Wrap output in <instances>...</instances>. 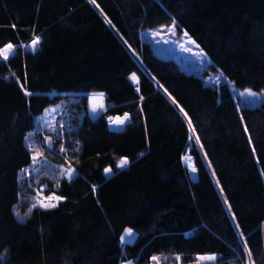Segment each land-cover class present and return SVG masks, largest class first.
Segmentation results:
<instances>
[{
    "label": "trees",
    "instance_id": "obj_1",
    "mask_svg": "<svg viewBox=\"0 0 264 264\" xmlns=\"http://www.w3.org/2000/svg\"><path fill=\"white\" fill-rule=\"evenodd\" d=\"M96 3L0 0V48H16L0 59V264H153V255L196 264L198 254L216 255L212 264H248L245 242L254 264H264V102L239 112L226 84L205 85L139 38L174 19L215 70L238 89L260 92L264 0ZM34 35L37 51L22 48ZM99 92L107 110L92 119L87 95ZM67 93L79 102L53 143L65 154L51 155L52 173L45 167L21 179L31 163L25 137ZM126 112L131 120L113 130L106 119ZM121 158L129 160L123 169ZM62 160L75 169L71 182L56 169ZM39 189L66 199L19 222L13 209L25 215ZM125 228L136 236L121 246Z\"/></svg>",
    "mask_w": 264,
    "mask_h": 264
},
{
    "label": "rangeland",
    "instance_id": "obj_2",
    "mask_svg": "<svg viewBox=\"0 0 264 264\" xmlns=\"http://www.w3.org/2000/svg\"><path fill=\"white\" fill-rule=\"evenodd\" d=\"M171 24L172 21L167 23L166 25L158 26L153 29L141 30L139 33L140 41L148 44L156 57L164 60H172L176 62L179 68L183 72L199 77L204 82L205 85L218 87L220 85L226 84L228 89L230 90L233 101L239 112L242 108H254L264 102V90L260 92L254 91L256 93V96L254 97L240 96V93L243 92L245 89H238L233 82L227 79V77L224 75L223 72L217 69L215 70L212 67L211 59L209 58V56H207L203 52V50L188 35L184 36L185 31H183L182 29L180 30V28L176 26L175 32L173 33ZM120 40L124 44V46L129 48L121 37ZM30 44L31 42L26 45H22V48H25L28 51H32L31 48L28 47ZM181 44H183L184 48H187L188 51L183 50ZM201 52H203L204 55H200ZM131 53L135 54L134 52ZM91 94L87 95L89 114H90V110H89L88 98ZM52 95H58V94L52 93ZM62 97H65V99H67L66 102H62L58 105L47 108L41 114V116L37 118L35 132H32L33 135H28L29 138L25 142L28 151H29L28 146L31 144L34 146L36 150L43 152V155L40 158L39 162H37L35 167L30 168V165L32 164L31 161L30 165L26 169H24V171L21 172L20 174L21 179H27L26 181H28V179H31L32 177L37 176L41 172H43L42 169L45 167L46 170L49 171V173L53 172V167L51 166V164H49L48 161L50 160V158H52L51 155H53V157H56L57 155L61 156L60 149L62 147L60 146L58 150L54 151L53 143L54 141L56 142V140H58L60 135L63 136V131H66L67 121L71 116V114L73 113L71 104L75 105V103L79 102V99L73 94H69V93L63 94ZM53 109H55V111H52ZM105 109L107 110L106 104H105ZM126 124L127 122L123 126H116L113 124L112 129L121 130ZM61 125H63L62 129L60 127ZM37 129L38 131L36 132ZM45 137L51 138L52 140L51 146L47 144ZM188 159H189L188 156H185L183 158V163H185V165L187 164ZM62 162L63 165L60 168L55 167L59 171L61 170V168L63 169L68 168L67 162H65L64 160H62ZM25 172L30 174L25 175ZM59 173L62 175L66 172L62 173L60 171ZM111 175L112 173L110 175H107V177H110ZM20 197L22 198V196ZM133 233H134L133 237L128 238L131 241L130 243L133 242L136 236L135 231H133ZM158 258L160 260V264H163L165 260H167V256H160Z\"/></svg>",
    "mask_w": 264,
    "mask_h": 264
},
{
    "label": "snow or ice",
    "instance_id": "obj_3",
    "mask_svg": "<svg viewBox=\"0 0 264 264\" xmlns=\"http://www.w3.org/2000/svg\"><path fill=\"white\" fill-rule=\"evenodd\" d=\"M88 2L90 4L95 5L97 8H99V5L96 3V0H88ZM109 24H111V21H108ZM176 21L173 19L172 20V24H171V28L173 33L175 32V28H176ZM13 28H15V25H13ZM184 36H187V33H184ZM191 42V41H190ZM41 44V37L34 35L32 40H31V44L28 46L31 48V50L33 52L37 51L38 46ZM181 47L183 50L188 51L187 48H184V45L181 44ZM198 47V46H197ZM16 54V48L12 43H6L2 48H0V59H2L3 61H8L9 58L11 56H14ZM200 55H204L203 52L200 53ZM14 75V74H13ZM129 79L134 82L135 84L139 85V78L136 76L135 73H132L129 77ZM17 83H19V80H17ZM21 90L24 92V95L27 97H30L32 95H34L32 92L26 90L23 85H21ZM140 88L137 87L136 88V92H139ZM240 96H248V97H254L256 96V93L251 90V89H245L243 92L240 93ZM171 98V97H170ZM89 108L90 111L93 114H97L98 112H102L105 111V104L103 103L104 99H105V93L103 92H99V93H93L89 98ZM141 100H143V97H140ZM173 104H176L175 100H172ZM176 107L179 108L180 112H184V110L182 108L179 107L178 104H176ZM52 111H55V109H53ZM185 118L187 119V113H184ZM241 119H243V117H241ZM131 120V115L129 113H124L123 117H108V121L110 125H116V126H123L126 122H129ZM188 125L189 128L194 132L195 129L192 128V124H191V120L188 121ZM61 129L63 128V125L60 126ZM245 131L247 132V127L245 126ZM29 135H33L32 133H30ZM28 136L25 137L26 140H28ZM189 139L191 140L192 137L190 136ZM45 140L47 142V144L49 146H51L52 144V140L50 137H45ZM196 142L199 143V138H196ZM249 143H251V138L249 137ZM29 153H30V158L32 161V164L30 165L31 167H35L37 162H39L40 158L43 155V152L38 151L34 148L33 145H29ZM78 150V149H77ZM61 153L66 152V149L62 146L60 149ZM253 152H255V150L253 149ZM143 155V154H141ZM129 164V160L127 158H121L118 163H117V168H121L123 169L124 167H126ZM24 171V170H22ZM62 173L66 172L67 176L66 178L68 179L69 182H71L75 176V169L71 167V164L69 163V167L67 169H63L61 168L60 170ZM104 174L105 176L110 175L112 173V169L110 167H105L104 168ZM193 172L196 171L195 168L192 169ZM30 173L25 172V175H29ZM93 192L96 191V188L93 187L92 189ZM43 192V189H39L37 191V196L34 197V202L31 204V206L27 209V212L25 213V215H21L19 211H16V209L14 208L13 211L16 215V218L19 222L23 223L26 218L28 216H30L33 212L34 209H43V210H51V209H55L58 207V204L60 202H62L64 199H66V197H63L61 195H58L56 193H51L48 195H41V193ZM225 203H227V201H225ZM230 210V209H229ZM233 219H235V216H233ZM237 228H239V225L237 224ZM134 233H133V229L132 228H125L123 230V234L119 237L120 239V243L121 245H124L126 243H130V239L133 237ZM241 239H244L243 233H241ZM244 250L247 253V258H248V264H254V262L252 261L251 257H252V253L251 251L248 249L247 243L245 242L244 244ZM3 256H0V260H3ZM175 259L177 261H180L181 257L179 255H177L175 257ZM150 260L153 262V264H160V260L157 256L153 255L150 257ZM217 260L216 255L214 254H204V255H200L198 254L195 257V261L196 264H212V262H215ZM127 264H133L132 261H128Z\"/></svg>",
    "mask_w": 264,
    "mask_h": 264
},
{
    "label": "crops",
    "instance_id": "obj_4",
    "mask_svg": "<svg viewBox=\"0 0 264 264\" xmlns=\"http://www.w3.org/2000/svg\"><path fill=\"white\" fill-rule=\"evenodd\" d=\"M91 95H92V94H91ZM91 95H90V96H91ZM90 96H89V97H90ZM103 102L105 103V99H104ZM89 110H90V108H89ZM102 113H104V112H102ZM102 113L98 112L97 114H93V113L90 111V114H91V115H90V114H89V115L91 116V118L95 119V118L99 117Z\"/></svg>",
    "mask_w": 264,
    "mask_h": 264
},
{
    "label": "water",
    "instance_id": "obj_5",
    "mask_svg": "<svg viewBox=\"0 0 264 264\" xmlns=\"http://www.w3.org/2000/svg\"><path fill=\"white\" fill-rule=\"evenodd\" d=\"M107 121H108V119H107ZM109 122V121H108Z\"/></svg>",
    "mask_w": 264,
    "mask_h": 264
}]
</instances>
